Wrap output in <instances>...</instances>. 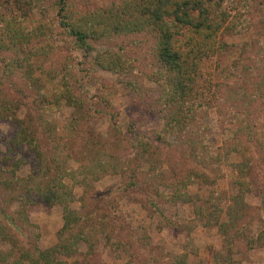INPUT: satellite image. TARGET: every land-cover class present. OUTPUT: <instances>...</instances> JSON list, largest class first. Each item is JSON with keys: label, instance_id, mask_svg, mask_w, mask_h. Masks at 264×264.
Masks as SVG:
<instances>
[{"label": "trees", "instance_id": "trees-1", "mask_svg": "<svg viewBox=\"0 0 264 264\" xmlns=\"http://www.w3.org/2000/svg\"><path fill=\"white\" fill-rule=\"evenodd\" d=\"M247 1L237 0L235 15L227 12L220 0H115L106 8L85 12L74 9L67 0L55 1L58 26L73 38L77 48L88 53L93 51V43L105 46V49L96 52L94 65L117 76L132 106L155 113L161 119L163 127L154 131L155 143L147 136L136 137L130 133L129 145L136 157L141 159L140 155L146 157L154 151L155 156H159L156 143L166 142L176 146L182 158L190 159L201 170L220 173L225 165L232 168L238 176L237 194L222 198L211 192L209 216L202 225L205 228L217 227L228 251H231L230 244L243 243L245 252L253 250L261 242V239L253 240L246 233L249 208L245 195L258 187L261 191L264 189L263 185L259 186L260 179L264 178V93L260 95L263 105L253 112L252 106L257 101L250 98L245 90L248 81L240 73L237 63L223 71L222 82H213L203 70V61L224 49L225 45L218 39L220 35L234 36L244 30L242 9L243 3L247 6ZM0 3L3 6L0 12V54L8 55L0 58L4 65L1 72L4 81L1 83L5 87V83L14 85L18 80L23 83L20 88L23 92L45 98L42 81L35 77L37 70L33 62L20 53L22 50L19 47L29 46L32 49L29 55L35 57L53 55L48 48V33L37 29L43 18H35L37 15L32 13L33 0H1ZM32 20H36V26H33ZM40 40L45 44H37ZM118 43L121 44L117 46ZM129 46L147 55L144 60L147 67L141 77L134 73L135 61L127 54ZM64 63L71 67L69 60ZM144 82L156 87L147 88ZM67 85L63 84L64 89L53 96L56 103L60 99L67 100L69 107L73 108L72 120L65 128L64 137L51 128L46 129L47 133L41 139L33 135L32 120L19 118L16 113L18 104L8 95L0 94V120L12 119L16 127L10 139L0 135V199L5 205L0 208V242L10 246L6 252L0 251V264H69L65 259L76 255L78 244L83 239L81 232H76L79 226L89 222L92 230L107 228V224L98 219L99 206L91 209L86 218L70 210L75 198L64 181L89 187L91 182L109 173H126V164L112 156L108 152L110 148L105 145L99 150L95 146L98 144L85 142L77 152H72L74 149L70 144L79 136L76 129L88 123L90 118L86 115L89 101L81 100L77 92ZM255 87L256 92L260 87ZM223 88L228 92L226 90L227 94L220 95ZM210 111H215L221 125L222 145L214 156L210 155L207 145L212 132L206 120ZM225 125L232 127L231 132H227ZM168 138H172L174 144L168 143ZM19 149L26 151L24 155L20 154L21 157H17ZM251 150L258 156L251 157ZM236 154L242 161L229 164V157ZM27 159L31 164L29 171L20 176L18 173L27 165ZM84 161L87 164H83ZM70 162L78 166L75 168L69 165ZM194 175L204 176L202 171ZM191 177L194 178L193 174L175 176L176 189L186 188L188 184L185 183L190 184ZM144 181V189L154 193L161 183L157 177L148 180L145 177ZM136 183L134 181L130 185ZM177 195L182 204H192L195 214L204 220L201 209L196 205L197 200L185 191H178ZM37 204L59 206L63 210V224L56 235L57 243L46 250L37 246L39 228L28 217V209ZM14 205L15 210L9 211L8 207ZM150 205L153 207L155 204L151 201ZM158 226L160 229L177 228L178 224L163 214ZM13 229L26 234L24 247L18 243ZM121 240L118 239L116 245L120 252L128 256L126 264H135L132 246ZM233 257L234 254L225 256L220 253L213 260L216 264H232ZM172 258L168 264H186L184 254ZM74 264L92 263L84 260Z\"/></svg>", "mask_w": 264, "mask_h": 264}, {"label": "rangeland", "instance_id": "rangeland-1", "mask_svg": "<svg viewBox=\"0 0 264 264\" xmlns=\"http://www.w3.org/2000/svg\"><path fill=\"white\" fill-rule=\"evenodd\" d=\"M33 1L32 13L37 15L35 18H43L41 26L37 29L48 33V48L52 50L53 55L35 57L29 55L32 51L29 46L19 45V47L22 50L20 53L33 62L37 70L35 77L42 81L43 93L46 97L32 95L27 91L23 92L20 89L23 83L18 80H15L14 85L5 83L6 86L3 87L1 82L4 78L1 72L4 65L1 60L0 94L8 95L11 97L10 100L18 104L19 108L16 113L19 118L27 117L32 120L33 135L41 139L43 138L41 136L47 133L46 129L51 128L64 137L65 128L72 120L73 108L69 107L67 100L60 99L56 103L53 96L64 89L63 84H68L67 86L75 90L81 100L89 101V105H86V110L89 109L86 115L90 116L88 123H83L76 129L79 136L75 138L73 144L69 143L74 149L72 152H77L85 142L98 144L95 146L99 150L105 145L110 148L108 152L112 156L117 157V160H123L126 164L124 165L126 173H109L100 180L91 182L89 187L74 184L69 180L64 181L72 189L75 198V202L70 205V210L86 218L88 217L86 214H89L91 209L99 206L98 219L107 224V228L102 230H92L89 222L79 226L76 232H81L83 239L78 244L76 255L65 260L69 264L84 260L92 264H126L128 256L123 251L120 252L116 245L117 240L122 239V242L132 246V253L135 252V264H143L144 261L147 262L146 264L151 261L153 264H168L173 256L182 254L186 255V264H216L213 260L214 256L220 253L225 256L234 254L232 264H264V189L261 191L258 187L256 191L252 190L251 193L245 195V203L249 208V228L246 233L253 240L261 239V242L257 243L253 250H246V252L244 251L245 244L232 243L230 244L231 251H228L226 243L217 232V227L205 228L202 224L207 222L206 218L209 216L208 199L211 192L222 198L237 194L238 176L232 168L225 165L220 173L201 170L192 164L190 159L182 158L176 146H170L166 142L156 143L160 151L159 156H155L154 151L149 152L146 157L140 155L141 159L136 157L133 148L129 145L131 134H135L136 137L147 136L151 142L155 143L154 131L162 129L161 119L155 113L132 106L117 76L94 65L96 52L105 49V46L93 43V51L88 53L77 48L73 38L58 26L56 0ZM67 1L71 2L74 9L85 12L90 9L106 8L115 0ZM220 1L224 2V9L227 12L235 15L237 0ZM246 5L244 6L243 3L242 9L244 30L234 36L220 35L218 39L225 47L214 57L203 61V70L213 79V82H222L223 71L231 69L233 64L237 63L240 73L246 76L248 81L245 90L250 98L257 101L252 106L254 112L263 105L260 95L264 93V0H248ZM2 8L0 3V12ZM32 24L36 26V20ZM136 39L143 40L142 37ZM39 43L40 45L45 44L41 40L37 41V44ZM120 44L118 43L117 46ZM124 45L128 47L126 42ZM139 47L140 45L137 46ZM127 54L135 61L134 73L138 77L143 76L146 66L144 60L147 55L133 46L127 48ZM5 57H8L6 53L0 54V58ZM66 60L71 62V67L68 68L65 65ZM144 85L147 88L156 87L150 82H144ZM253 87L259 90L255 92ZM226 90L228 92V89L223 88L220 95L227 94ZM206 120L212 127L207 145L210 155L214 156L219 153L222 145L221 125L215 111H210ZM225 129L231 132L232 127L225 125ZM15 132L16 127L12 119L0 120L2 137L10 139ZM166 141L174 144L172 138ZM25 153V150L19 149L17 157ZM250 155L251 157L258 156L252 150ZM241 161L238 154L230 156L228 160L229 164ZM26 164L19 171L20 176L28 173L31 165L29 160ZM83 164H87V161ZM69 165L75 168L78 166L71 162ZM199 171H202L204 175L202 178L194 175L199 174ZM185 174L190 176L193 174L194 178L191 177L190 184L185 181V184H188L186 188L177 190V178L174 177H182ZM145 177L147 180L150 177H157V180H160L161 183L156 193L153 190L144 189ZM262 179L264 178L260 179L259 186L264 187ZM134 181L137 183L130 185ZM178 191H185L197 200L196 205L201 209L204 220L195 214L192 204H182L177 197ZM151 201L155 204L153 207L150 205ZM4 207L0 199V208ZM15 207L16 205L9 206L8 210L13 211ZM162 213L178 224V227L160 229L158 224L162 222ZM62 215L63 210L59 206L37 204L28 209L30 222L39 228L37 240L39 249L46 250L57 243L56 235L63 224ZM0 219H2L1 214ZM13 232L18 243L24 247L26 234L19 229H13ZM9 249L8 244L0 242V251L6 252Z\"/></svg>", "mask_w": 264, "mask_h": 264}]
</instances>
